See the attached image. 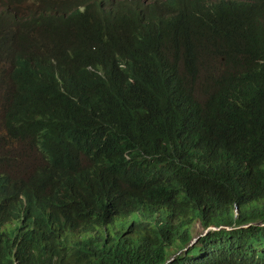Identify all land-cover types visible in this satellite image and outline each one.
<instances>
[{"label": "trees", "instance_id": "obj_1", "mask_svg": "<svg viewBox=\"0 0 264 264\" xmlns=\"http://www.w3.org/2000/svg\"><path fill=\"white\" fill-rule=\"evenodd\" d=\"M88 1L0 10V208L30 175L47 203L72 186L104 225L75 264H264V0ZM6 232L0 264H70Z\"/></svg>", "mask_w": 264, "mask_h": 264}, {"label": "clouds", "instance_id": "obj_2", "mask_svg": "<svg viewBox=\"0 0 264 264\" xmlns=\"http://www.w3.org/2000/svg\"><path fill=\"white\" fill-rule=\"evenodd\" d=\"M96 1L102 8L103 16H113L116 10H128L127 6L131 5V0ZM142 1L148 6L149 4L161 3L163 0ZM23 3H26L27 6H25L22 14L19 15L16 9L12 11L14 9L13 6L17 7ZM0 4L1 11H8L10 15L18 16L19 18L32 17L38 8L47 6L59 10L72 7L82 10L79 0H0ZM140 173H144V171ZM120 185L126 187L127 196L134 186V184ZM43 189L44 185L41 180L31 178V175L22 180L14 189L12 201L7 206V209L4 211L0 208V245L3 246L2 240L5 238L9 242L10 236L6 232V226H10L20 232L30 234L25 240V244L20 248L22 251H27L26 255L29 256L30 250L32 254H37L42 249L46 251L55 250L59 254H51L48 260L75 264V251L79 250L81 246H89L93 242L96 233L104 225L98 227L96 222L85 221L80 214L69 210L70 206L75 203L73 195L77 194V191L72 186L61 189L59 196L54 198V203H47L37 197L43 194ZM96 202L97 200L89 195L83 198V206L88 210L91 209L89 208L90 205L96 206ZM123 202L124 198L122 196L106 194L108 212L111 208ZM108 212L102 219L104 223L111 219ZM101 234H103L102 231H99L98 235ZM196 241L197 239H195ZM190 244L189 247L193 245Z\"/></svg>", "mask_w": 264, "mask_h": 264}, {"label": "rangeland", "instance_id": "obj_3", "mask_svg": "<svg viewBox=\"0 0 264 264\" xmlns=\"http://www.w3.org/2000/svg\"><path fill=\"white\" fill-rule=\"evenodd\" d=\"M25 6H27L26 3H23L19 6H13V10L15 9L19 12V15L22 14V11L25 9ZM0 8H1V4H0ZM208 231H213V228L210 229H206V230H202V228L199 226V224L197 222H195L191 228V232H192V239H191V244L195 243V239H198L199 237L205 235ZM178 254V253H177ZM174 257H172L170 260H172Z\"/></svg>", "mask_w": 264, "mask_h": 264}]
</instances>
